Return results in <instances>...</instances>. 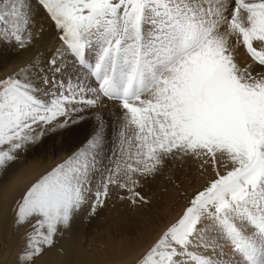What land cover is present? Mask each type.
I'll return each instance as SVG.
<instances>
[{
  "label": "snow or ice",
  "instance_id": "1",
  "mask_svg": "<svg viewBox=\"0 0 264 264\" xmlns=\"http://www.w3.org/2000/svg\"><path fill=\"white\" fill-rule=\"evenodd\" d=\"M35 5L64 47L48 62L51 75L33 78V63L0 79V179L47 131L75 125L105 99L119 102L122 125L119 153L95 187L99 114L87 143L14 200V226L29 229L19 259L36 264L85 205L90 216L104 206L110 188L132 205L147 203L137 190L143 181L169 160L191 158L214 178L133 264H264V71L253 67L264 68V0ZM34 15L33 0H0V42L29 45ZM238 46L252 63L241 66Z\"/></svg>",
  "mask_w": 264,
  "mask_h": 264
},
{
  "label": "rangeland",
  "instance_id": "2",
  "mask_svg": "<svg viewBox=\"0 0 264 264\" xmlns=\"http://www.w3.org/2000/svg\"><path fill=\"white\" fill-rule=\"evenodd\" d=\"M34 1V8H39V6L35 5ZM12 44L16 46L14 42ZM63 47L61 50H63ZM238 55L242 57H240L242 59L240 62L241 66L252 63L251 57L247 54L243 46L237 47L236 57ZM88 58L90 62L94 61L95 55L93 51L90 50L88 52ZM66 59L68 60H65V62L71 65V56H66ZM35 61L38 68L42 67L40 63L45 64V60L41 57L38 59L34 57L32 62H29L28 65L35 63ZM253 67L256 72L264 71V68L258 65L253 64ZM76 71V68L71 69L73 74H75ZM42 72L40 74H42ZM48 73L49 71L47 69V74ZM31 76L33 78L36 77L33 74H31ZM89 83L94 85L95 81H89ZM107 109L109 110V108L103 104L95 109L86 110L83 113V119L78 121L75 125L47 131L35 145H31L25 151L21 152L20 156H22L18 159V162L29 154L33 156L35 154L39 155L44 148L46 152L47 150L49 151L47 152L50 154L49 157H52L54 160H56L59 155L63 156V158L53 166L55 167L58 163H61L67 158V156L83 147L87 143V140L92 137L99 123L97 120V114H99L103 117L104 121V140L99 153V164L97 166L100 171L95 174L93 180V187H95V183L101 179L100 172L110 167V161L114 159L113 154L119 153V132L122 125V109H119L121 111H108ZM131 134V130L126 132V135ZM48 146L49 149H47ZM211 178H214V173L210 167L202 171L198 161L191 158L183 160L175 159L169 160L166 166L157 175L147 178L143 181L142 187L137 189L140 191L141 195L145 197L147 203L132 205L128 200L120 198L126 195L124 191H117L114 188H110L109 198L105 201L102 208L97 209L95 215L90 216V207L89 205H85L79 215L73 220V222H75H72V225L73 228H75L77 240L82 242L78 251H80L81 255L84 257L92 256V252L97 249L98 246L99 248L101 247V243L97 242V240L95 241L93 238L95 236H97V239L101 238L103 236L101 233L106 231L104 238L109 237L115 242L123 236L131 239L137 231L143 228L161 230L173 215L179 212L182 214L188 200L195 192L201 190ZM122 224L130 228H124ZM164 230L165 228L162 232ZM162 232L159 233L161 234ZM150 246L146 248V251ZM94 253L96 252H93V254Z\"/></svg>",
  "mask_w": 264,
  "mask_h": 264
},
{
  "label": "bare ground",
  "instance_id": "3",
  "mask_svg": "<svg viewBox=\"0 0 264 264\" xmlns=\"http://www.w3.org/2000/svg\"><path fill=\"white\" fill-rule=\"evenodd\" d=\"M34 21L33 39L25 48L21 49L12 43L0 42V79H4L21 67L27 66L34 57H37V59L41 57L45 60V64L40 63L42 65L39 68L40 71L32 69L31 74L37 77L42 71V73H47V69L49 71L48 74H51L50 69L47 68L48 62L56 53V49H62L63 44L59 38L58 31L41 7L35 8ZM240 57V55L236 57L239 63L242 60V57ZM65 60L67 61L68 59L65 58ZM103 104L109 110L121 109L117 101L105 99ZM47 149H49V146ZM43 150L39 155L35 153L34 156L29 154L21 159L20 162L17 160V162L12 163L8 167L6 174L0 179V264H24V261L20 260L19 257L23 254L22 250L26 245V233L29 229L24 226L19 228L14 226L11 209L14 200L22 196L31 183L35 182L46 171L51 170L63 158L62 155H59L54 160L49 157L48 150L47 152ZM180 215L181 212L173 215L161 230L143 228L137 231L131 239L123 236L114 242L109 237L104 238V234L107 231H102L104 233H101L103 234L101 238L97 239V236L93 238L101 243V247L99 248L98 246L93 251L96 253L93 254L92 252V256L88 257L82 256L81 252L78 251L82 242L77 240L75 228L71 225L69 229L63 230L55 237V245L46 249L44 254L36 261V264H133L137 258L146 252V248L155 242L160 235L159 232H162L164 228L166 229ZM122 226L127 229L130 228L124 224Z\"/></svg>",
  "mask_w": 264,
  "mask_h": 264
}]
</instances>
